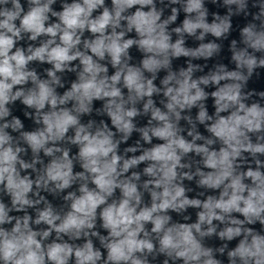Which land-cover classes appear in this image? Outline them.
<instances>
[{"label":"clouds","instance_id":"1","mask_svg":"<svg viewBox=\"0 0 264 264\" xmlns=\"http://www.w3.org/2000/svg\"><path fill=\"white\" fill-rule=\"evenodd\" d=\"M0 264H264V0H0Z\"/></svg>","mask_w":264,"mask_h":264}]
</instances>
